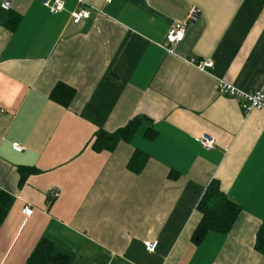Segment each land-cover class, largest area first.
Here are the masks:
<instances>
[{
    "label": "crops",
    "instance_id": "crops-1",
    "mask_svg": "<svg viewBox=\"0 0 264 264\" xmlns=\"http://www.w3.org/2000/svg\"><path fill=\"white\" fill-rule=\"evenodd\" d=\"M43 1L0 0V194L12 200L0 264H25L44 237L74 264H264V110L243 115L217 92L219 81L264 87V3L64 0L51 14ZM191 7L196 20L167 52L168 29ZM80 8L89 17L74 24ZM58 84L74 91L67 106L50 98ZM136 117L129 141L93 150L98 131ZM204 135L210 150L198 143ZM134 153L138 172L128 167ZM212 181L240 212L228 233L197 240Z\"/></svg>",
    "mask_w": 264,
    "mask_h": 264
},
{
    "label": "trees",
    "instance_id": "trees-1",
    "mask_svg": "<svg viewBox=\"0 0 264 264\" xmlns=\"http://www.w3.org/2000/svg\"><path fill=\"white\" fill-rule=\"evenodd\" d=\"M264 3V0H257ZM7 23L14 27L17 23L15 17H11ZM73 90L63 84L54 87L50 98L56 103L67 106L73 97ZM138 117L131 120L124 128L113 133L98 131L92 148L96 152L111 151L118 142L129 141L135 128L139 125ZM140 153H134L130 162L129 169L138 172L142 167V162L137 158ZM11 198L0 194V223L4 219L11 204ZM197 210L201 216L200 222L194 231V239L200 240L207 232L226 234L232 228L240 209L232 203L219 189L218 183L212 181L206 188ZM257 249L264 250V222L257 233ZM74 257L56 240L44 237L37 244L25 264H74Z\"/></svg>",
    "mask_w": 264,
    "mask_h": 264
},
{
    "label": "built area",
    "instance_id": "built-area-1",
    "mask_svg": "<svg viewBox=\"0 0 264 264\" xmlns=\"http://www.w3.org/2000/svg\"><path fill=\"white\" fill-rule=\"evenodd\" d=\"M107 1L109 2V0ZM78 2L80 5L82 1L79 0ZM43 5L51 14H57L63 10L64 0H44ZM2 8L7 9L8 3H2ZM197 16L198 11L194 7H191L187 13L185 21L173 23L170 26L165 36L164 43V49L167 52H172V48L184 39L187 26L192 24L196 20ZM88 17L89 13L82 8L74 11L71 14V20L74 24H78L81 21L86 20ZM189 63L200 71H204L212 67V63L209 60L196 61L194 59H191L189 60ZM217 92L220 96L235 98L239 103L243 115H247L254 110H264V87L253 92H245L238 90L225 82L219 81L217 85ZM198 143L200 147L205 150H210L215 146L214 140L206 135L202 136L198 140ZM12 149L16 152H20L22 150V148L17 144H13ZM51 196L56 197L58 196V193L56 191H53ZM32 212L33 211L29 207H24L22 209V213L26 217H30ZM143 247L145 252L153 253L157 247V242H144Z\"/></svg>",
    "mask_w": 264,
    "mask_h": 264
}]
</instances>
